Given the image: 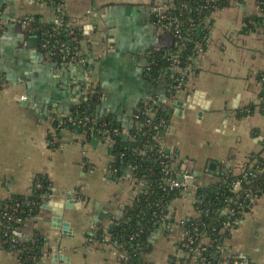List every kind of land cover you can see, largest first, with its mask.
<instances>
[{"label":"crops","instance_id":"1","mask_svg":"<svg viewBox=\"0 0 264 264\" xmlns=\"http://www.w3.org/2000/svg\"><path fill=\"white\" fill-rule=\"evenodd\" d=\"M172 1L66 0L63 13L83 32L89 54L87 67L60 69L40 50L32 25L25 23L29 17L53 23L55 11L36 0H4L0 199L28 195L34 179L45 175L52 183L49 201L63 203L68 195L74 201L60 216L69 224L70 235L53 227L54 207L42 206L38 217L24 224L23 237L30 239L39 231L46 239V255L38 264H121L119 248L92 236L122 216L139 187L129 179L127 169L117 174L122 157L110 151L108 140L80 141L77 131L55 126L76 104L78 81L99 88L98 115L114 114L123 122L138 102L154 93L145 75L146 54L172 47L174 37L157 21L153 8ZM255 13V0L214 13L208 45L193 60L197 73L178 96L184 111L179 115L172 107L164 109L162 142L186 160L184 168L202 186L219 183L221 174H241L253 154L264 156V115L256 107L252 114L238 116L257 103L261 87L256 76L264 71V30L243 32L245 17ZM212 162L214 170L209 168ZM169 210L176 223L195 214L187 194L173 200ZM181 234L179 225L171 234L158 230L146 261L169 264ZM227 244L230 257L245 256L248 264H264V196L239 222ZM0 264H19L18 257L0 250Z\"/></svg>","mask_w":264,"mask_h":264},{"label":"trees","instance_id":"2","mask_svg":"<svg viewBox=\"0 0 264 264\" xmlns=\"http://www.w3.org/2000/svg\"><path fill=\"white\" fill-rule=\"evenodd\" d=\"M241 1L243 0H173L171 2L173 9L170 11V16L179 21V29L183 36L182 39L176 40L178 46L183 47L180 68L192 65L194 72L197 73L193 65V58L198 55L196 46L201 44L203 50L206 49L214 13ZM3 2L4 0H0V19L6 6ZM55 2L61 5L66 3V0H55ZM255 2L259 12L245 17L243 32L246 34L258 29L264 30V0H255ZM46 3L51 4V0H46ZM58 14L60 16L62 13L58 11ZM36 19L37 23L32 34L37 38L41 51L45 52L42 49L45 44L49 48L53 47L55 39L67 44L68 48L65 54L76 45V42L68 37L66 24L69 17L65 14L62 18L63 25L61 27H56L54 23H42L38 17ZM160 24L167 25V21ZM172 29H175V25ZM75 37L84 40L82 31L77 30ZM177 48L176 46L159 48V50H153L146 54L149 66L145 68V75L152 83L155 94L164 92L168 95V88L174 85L173 79L170 78L171 72L168 71L170 63L167 57ZM54 60L60 65L63 60L68 61V58L58 55L54 57ZM180 76L179 73H176V77ZM256 77L261 87L257 96V103L239 111V117L252 114L256 107L264 115V71L259 72ZM185 86L186 84L181 89L184 90ZM100 101L101 92L98 87H95L79 103L72 106L71 119L77 122L81 118H89L90 127L95 130L122 129L123 121L118 120L114 114L98 115ZM164 109H166L165 106L160 108L154 119L155 124L162 123L161 131L165 123ZM66 119L62 120L65 128H57L59 120L56 121L55 128L59 130L69 129L75 132L76 128ZM142 119L145 120L144 117ZM91 132L89 129L86 135L88 140L94 138L93 136H97L103 141L106 140L97 131L94 134ZM131 134L134 136L133 140L111 133L109 145L112 153L122 157L117 168V174L121 175L130 167L135 168L130 179L139 187L140 191L135 195L132 202L124 208L120 218L113 219L107 228H98L92 238L100 242L107 241L119 248L120 251L128 252L130 259L127 263L122 261V264H151L146 261L145 255L152 251L153 235L163 224L168 222L166 220H171L166 219L171 215L170 204L173 200L182 197L184 191L181 188H171L166 182L163 170L170 167L172 163L157 154L158 146L155 147L152 140L153 130L149 127L142 130L133 128ZM145 146H147V150L142 155L140 150L144 149ZM143 181L145 183H142ZM237 182H240L241 190L239 192L234 191ZM50 195H52L51 181L45 175H38L34 179L28 195H11L6 199H0V249L15 254L19 264H38L46 255L44 251L45 237L37 231L30 239L23 238L22 228L28 220L38 217L42 205ZM248 195L257 196L256 202H250ZM193 196L196 201L194 206L202 216L199 219H188L184 228L194 231L200 240H202L203 235L207 234L212 239H218V242L223 241L227 235L231 236V231L224 229L225 222L229 220V217L240 222L257 201L264 196V156L253 154L241 174L236 176L231 173L221 174L219 183L209 186L198 185ZM235 201L237 204L234 203ZM240 204L242 207L237 209V205ZM232 208L239 210L235 216L230 215L229 211ZM6 212L12 214L14 218L21 219L22 223L8 220L4 217ZM171 217L173 216L171 215ZM194 227L197 228L196 231ZM214 246V243L210 245L212 250L215 249ZM180 264L189 263L181 260Z\"/></svg>","mask_w":264,"mask_h":264},{"label":"built area","instance_id":"3","mask_svg":"<svg viewBox=\"0 0 264 264\" xmlns=\"http://www.w3.org/2000/svg\"><path fill=\"white\" fill-rule=\"evenodd\" d=\"M37 2L47 5L50 8H52L55 13H56V20L53 22L56 24V27H61L63 25V10H64V4L62 3L57 4L55 0H51V4H47L46 0H36ZM173 9V5L171 2L167 3H158L155 5L153 8L154 15L158 19L157 21L159 23H163L167 21V25H162L166 30L170 31L171 34L174 37V45L178 47L176 51H173L172 53L169 54L167 57L170 67L168 68V71L171 72L170 78L173 79L174 85L168 88L167 94L162 92V94L158 93H149L147 94L138 104L136 105L135 109L131 112V114L128 116L127 120L123 122L122 124V129H114V130H95L91 129L90 127V120L89 118H81L77 122H75L73 119H71L70 114L66 115L65 117L59 118V125L58 128H65L63 127V122L62 120L67 118L68 123H70L73 127H75L77 134L76 137L78 140H85L86 135L88 134V130L90 129L93 134L97 131L98 134H101L104 136L106 140L111 139V133H114L115 135L118 136H124L125 138H131V140L134 139V136L131 134V129L135 128L136 130H142L145 127H149L151 130H153L154 135L152 136V140L155 143L154 146L157 147V154L165 159H168L172 165L170 167H166L163 171L166 176V182L171 188H181L184 191V194H187L190 199L194 202V196L193 192L195 191V188L199 184L197 180L195 179V175L193 172L187 171L184 168L186 160L180 159L178 153L174 149L168 148L164 143L162 142L161 138V130L160 127L162 125L161 122L159 123H154V119L157 116V113L160 108H163V106L171 107V105L175 104L178 101V96L180 95L179 93L182 91V87L184 84L188 82L190 78L196 75L194 72V67L192 65H189L185 68H180L179 64L181 62V51H182V46H178V43L176 40L182 39V33L179 29V21L176 20L175 17L170 16V11ZM58 11L62 13L60 16L58 14ZM259 12V11H258ZM91 14V12H88ZM260 14V13H259ZM40 21L42 23L44 22L41 18ZM26 24H31L32 25V31L34 26L37 23L36 18H27ZM0 24H1V19H0ZM50 24V23H48ZM173 25H175V29H172ZM68 27V37L70 40L75 41L76 45L67 51V44L64 41H59V39H55V43L53 47L49 48L47 44L42 46V49L45 50V53L49 55L51 58L54 59L55 56L62 55L64 58H68V61L61 62L60 65H58L61 68L65 66H74V65H80V66H86L88 64V54L89 51H87V48L85 46V39L80 40L75 37L76 31H81L78 27L72 23V21H68L66 24ZM206 27L207 23H206ZM55 30V29H54ZM52 37H55V35H52ZM172 46V47H173ZM198 55H201L204 53L203 47L201 44H197L196 46ZM159 50V49H156ZM64 54V55H63ZM195 56L194 58H196ZM193 58V60H194ZM57 63V62H56ZM58 64V63H57ZM149 66V63L147 67ZM87 67V66H86ZM168 73V72H167ZM176 73H179L181 76L176 77ZM93 87L90 84H86L85 82H79L78 81V90L79 96L78 99L76 100V103H79V101L88 95V93H91V90ZM101 116V115H99ZM142 117L145 118L142 119ZM65 124V122H64ZM102 127H105L102 125ZM91 132V134H92ZM96 137L97 136H93ZM147 146L144 147V149L140 150V153L144 155L146 153ZM135 168H128L127 171L129 179L132 176L133 170ZM180 178L182 180H180ZM142 183H145L144 181ZM241 190L240 188V182H237L235 184L234 191L239 192ZM140 189L136 192L138 194ZM248 198H250V202L255 203L257 200V196L255 195H248ZM246 197V198H247ZM51 199L50 197L45 201L48 202ZM44 202V203H45ZM237 204V201L234 202ZM242 207V204L237 205V209ZM7 208V207H6ZM231 216H235L239 210H236V208H232L230 211ZM228 213V212H226ZM201 213L198 209L195 208V214L192 217L193 219H199L201 218ZM4 217H6L10 221H15L17 223H22V220L19 218H14L12 214H9L6 212L4 214ZM171 219L166 220V224H163L161 228L158 230L164 231V233L171 234L176 227V225H179L182 229V234L181 238L177 242L174 251L171 253V255L168 257L169 264L171 262H174V264H180L181 260L186 261V263L189 264H248V258L245 256H236V257H230L228 255V252L230 251V248L227 244L230 235L225 237L223 241H219L216 238H210L207 234L203 235L202 240L199 239V237L196 235V233L192 230L185 229V222L188 219H184L176 223V221L173 219V217L168 216L166 219ZM239 222L238 220H234L233 218L229 217V220L225 222L224 229L227 231H231V233L234 231V229L238 226ZM195 231L197 230L196 227H194ZM157 230V231H158ZM156 231V232H157ZM156 232L153 235V238L156 234ZM25 238V237H23ZM154 240L152 239V243ZM199 242V243H198ZM214 243V250L211 249L210 245ZM1 250V249H0ZM120 259H121V264L122 261L124 263H127L130 259L129 253L126 251H120Z\"/></svg>","mask_w":264,"mask_h":264},{"label":"water","instance_id":"4","mask_svg":"<svg viewBox=\"0 0 264 264\" xmlns=\"http://www.w3.org/2000/svg\"><path fill=\"white\" fill-rule=\"evenodd\" d=\"M193 103H196L198 106L204 108V103H201V102H196L193 101ZM172 108H174L175 110H179V115H181V113L184 111V103L180 100H178L175 104L171 105ZM168 118V116H167ZM117 161H119L120 157L117 156L116 157ZM209 168L211 170H214L216 168V164L214 162L210 163L209 165ZM180 180H182L180 178ZM74 203V201L72 200L71 196H67V201L63 202V203H59L57 201H49L47 202L46 204H43V208H51V207H54V217L52 218L51 220V223L53 225V227L55 228H58V229H62L63 231V235L66 236V235H70V232H69V224L65 221H63L61 219V215L63 214V211L65 208H68L70 207L72 204ZM58 258V255L57 257Z\"/></svg>","mask_w":264,"mask_h":264}]
</instances>
